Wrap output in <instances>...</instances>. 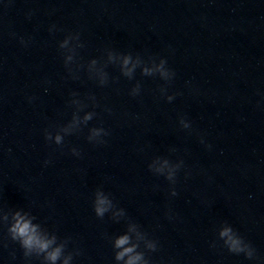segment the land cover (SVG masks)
<instances>
[{"label":"clouds","instance_id":"obj_1","mask_svg":"<svg viewBox=\"0 0 264 264\" xmlns=\"http://www.w3.org/2000/svg\"><path fill=\"white\" fill-rule=\"evenodd\" d=\"M23 42V41H22ZM67 41H65V44ZM65 44H61L60 47H64ZM130 57H125L124 64L127 65L129 63ZM145 73H148V69H145ZM166 75V73H164ZM174 74V73H173ZM173 99V97H169V100ZM92 119V115L89 114L85 116V120ZM185 128L190 127L189 124H184ZM103 131V129H93V135H99L100 132ZM106 135L108 133H105ZM46 139H50V136H46ZM91 139V138H90ZM56 142L59 144L61 142V137H56ZM105 142V141H104ZM103 142V143H104ZM203 143V140L201 141ZM210 147V145H209ZM73 153L75 155H79V153L73 149ZM47 163V162H46ZM167 163V161H166ZM158 172L162 171L160 169H157ZM175 177V170L170 172L166 179L173 180ZM171 195L175 196L177 195L175 189L172 190ZM96 200L94 205V211L96 216L103 217L104 214L109 211V209L112 207V201L105 196L101 192H97L96 194ZM12 233L14 234L13 238H19L22 246L26 249H38L40 252L47 251L51 244L54 243V239L49 240L41 237L38 234L37 226L33 225L29 220L24 219V217L20 216L19 213L16 214V223L13 225L11 229ZM221 237H227V240H225V244L227 245L228 251L234 254L239 253H245L246 257L251 259L253 255V251L249 248V246L245 245L243 243V240L241 237L236 236L233 234V230L231 228H225L220 233ZM129 244V236L128 235H122L119 236L115 240V247L117 249H122V251H119L116 254L117 260H122L125 256H128L129 259L127 260V264H137V261H140L142 259V256L140 254L132 255L134 253L136 245H133L132 247H125V245ZM149 248L151 251L156 250L155 244H150ZM247 249V250H246ZM61 254V247H57L54 250L48 252L47 258L53 262H55L58 257ZM67 264V262H65Z\"/></svg>","mask_w":264,"mask_h":264}]
</instances>
